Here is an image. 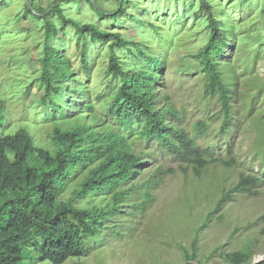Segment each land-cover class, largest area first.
<instances>
[{"label": "trees", "instance_id": "1", "mask_svg": "<svg viewBox=\"0 0 264 264\" xmlns=\"http://www.w3.org/2000/svg\"><path fill=\"white\" fill-rule=\"evenodd\" d=\"M84 1L98 20L106 19L103 26L76 20L58 5L40 15L44 32L37 80L44 92L39 107L53 122L51 145H37L25 128L4 133L5 103L0 98V264H65L83 258L90 243L99 241L109 229L119 237L111 226L129 231V217L143 214L163 177L174 173L172 167L157 162L162 157L177 161L181 174L195 178L212 165L227 172L237 164L231 143L226 150L229 158L216 156L212 146L199 143L197 132L181 124L182 116L162 83L157 84L163 79L160 71L167 65L168 52L145 36L149 30L159 33L155 15L168 11L174 14L173 20H180L194 11L205 27L206 41L182 59L189 58V64L201 71L203 96L219 103L221 135H225L232 122L235 75L232 66L221 60L235 36L225 7L215 0H165L174 1L170 9L146 6L143 0H114L116 7L107 9L101 0ZM54 18L62 28L71 26L77 33L76 68L54 45L59 34ZM130 27L139 29V38L128 37ZM94 45L107 54L102 73L107 88L99 106L88 84L97 51ZM123 60H128L126 66ZM101 111L108 123L96 126ZM84 114L89 120L83 121ZM195 127L205 129L208 123L200 120ZM133 139L146 149L135 150ZM229 177L204 224L236 196L258 194L261 178L257 174L240 173L233 183H228ZM260 219L264 222V214ZM250 244L228 253L221 248L219 255L229 264H252ZM193 247L192 255L185 251L184 263L202 264L192 262L197 258Z\"/></svg>", "mask_w": 264, "mask_h": 264}, {"label": "rangeland", "instance_id": "2", "mask_svg": "<svg viewBox=\"0 0 264 264\" xmlns=\"http://www.w3.org/2000/svg\"><path fill=\"white\" fill-rule=\"evenodd\" d=\"M101 1L104 8L116 7L114 0ZM143 1L146 6L155 5L159 9H170L175 4L165 0ZM215 1L228 11L235 30L229 48L221 57L235 72L232 122L225 135H221L223 115L219 103L203 96L201 71L189 64V58L182 59L206 41L205 27L195 18L194 11L179 17L180 20H173L174 14L168 11L159 13L157 18L155 15L159 33L154 35L149 30L145 31V36L159 42L168 52L167 65L160 71L163 79L157 84L161 82L164 86L163 90L182 116L181 124L197 132L199 143L212 146L216 156L229 158L226 150L231 143L236 166L225 172L220 166L212 165L200 178H195L181 174L177 161L167 157L158 159L165 168L172 167L174 173L163 177L143 214L129 217L130 230L111 226L120 233L119 237L113 236L109 229L99 241L90 243L91 249L83 258L71 259L65 264L75 261L82 264H185V251L192 255L193 245L197 255L193 263L229 264L220 257L221 248L228 253L240 250L247 243H251L252 260L264 256V235L261 234L264 222L260 219L264 214V0ZM53 5L81 22H100L103 26L106 20H98V15L84 0H0V98L5 103L2 129L6 134H13L25 128L37 145L46 147L51 145L49 134L53 122L42 115L39 107L44 92L37 80L44 32L40 15ZM151 16L150 20L154 15ZM54 19L59 27L54 45L76 68L79 66L75 47L77 33L71 26L62 28L61 22ZM136 31L130 27L126 32L129 38H139ZM94 47L97 51L92 58L88 84L99 106L100 97L104 98L107 88L102 75L107 54L98 45ZM127 61H124L125 66ZM81 75L85 77L84 73ZM100 113L102 119L96 126L108 123V118L102 111ZM84 115L83 121L89 120V115ZM200 120L207 122L208 127L197 130L195 125ZM136 139L131 140L134 149L145 150L146 145ZM240 173L260 176L258 194L236 196L204 224L225 178L229 175L228 183H233Z\"/></svg>", "mask_w": 264, "mask_h": 264}, {"label": "water", "instance_id": "3", "mask_svg": "<svg viewBox=\"0 0 264 264\" xmlns=\"http://www.w3.org/2000/svg\"><path fill=\"white\" fill-rule=\"evenodd\" d=\"M264 260V256H260L257 259H253L252 260V264H259L260 262H262Z\"/></svg>", "mask_w": 264, "mask_h": 264}]
</instances>
